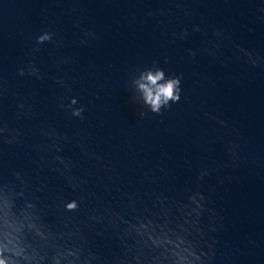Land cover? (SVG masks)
Returning <instances> with one entry per match:
<instances>
[{
  "label": "water",
  "instance_id": "95a60500",
  "mask_svg": "<svg viewBox=\"0 0 264 264\" xmlns=\"http://www.w3.org/2000/svg\"><path fill=\"white\" fill-rule=\"evenodd\" d=\"M193 24L198 32H191ZM44 26L61 46L45 44L36 54L41 80L16 76ZM182 27L188 37L173 39ZM214 28L224 40L216 41ZM81 29L97 38L80 43ZM189 48L196 54L189 56ZM245 52L259 59L253 63ZM163 56L167 70L183 74L181 99L159 115L140 117L125 88L129 70ZM60 57L71 63L57 70ZM53 75H62L86 105L83 121L59 109L65 93ZM0 81L6 82L0 119L22 133L20 144L0 145V175L22 169L27 194L49 223L65 215L82 222L95 208L106 219L118 214L122 226L133 207L145 215L157 211V196L182 199L195 174L208 168L199 188L204 264H264V0H0ZM18 99L33 104L35 115L17 120ZM45 124L70 137L61 154L73 161L68 174L76 189L53 169L51 153L36 148L46 142L39 132ZM59 196H83L82 207L65 214ZM84 234L115 264L123 245L111 225Z\"/></svg>",
  "mask_w": 264,
  "mask_h": 264
},
{
  "label": "clouds",
  "instance_id": "9594fccd",
  "mask_svg": "<svg viewBox=\"0 0 264 264\" xmlns=\"http://www.w3.org/2000/svg\"><path fill=\"white\" fill-rule=\"evenodd\" d=\"M185 15L188 13L185 12ZM199 30L198 24L191 26V32ZM189 34V29L182 27L171 36L173 39L184 40ZM212 36L216 41L225 39L222 29L218 28L212 30ZM96 38L90 29H81L80 43L86 44ZM210 43L213 48L217 47L215 41ZM45 44L61 46L60 37L47 26L42 27L32 38L31 47L25 52L30 59L16 67V76L41 80L42 73L36 63V54ZM234 47L240 48L239 45ZM185 51L189 56L196 54L191 48ZM244 54L253 63L259 59L249 52ZM167 62V56L153 58L147 63L132 66L129 70L125 88L129 92L130 101L138 106L140 117L147 113L159 115L181 99L183 74L167 70ZM69 63L70 58L60 57L58 61H54V66L60 70V65ZM50 78L64 89L65 94L58 102L59 109L69 118L83 121L86 105L77 94H73L62 75ZM3 83L6 82L0 81V93L5 90ZM28 115H35L33 104L26 103L23 99L16 100L15 118L19 120L21 116ZM204 115L207 116L208 113ZM217 122L224 124L222 120ZM39 132L46 142L37 144L36 148L45 154L51 153L49 159L53 169L66 174L68 185L76 189V180L68 174L74 167L73 161L69 156L61 154L64 142L70 137L59 133L52 124L43 125ZM21 136L20 129L0 119V145L16 146L20 144ZM77 146L81 152L85 151L79 142ZM208 174V168H201L195 174L194 186L184 188L185 195L180 200L157 196L153 203V208L157 209L155 212L145 209L144 212L148 213L145 215L138 213L133 207L131 211L134 214L124 220L121 226L118 214L114 213L106 219L95 208L86 212L82 222L71 215H65L56 223H49L38 199L27 194L29 184L23 170L10 169L8 176L0 175V264H111L101 256L98 249L89 246L84 234L85 229L95 230L97 224L111 225L123 245L121 256L115 257V264H204L205 254L199 247L198 237L201 235L199 225L200 217L205 211V196L199 188L200 181ZM57 200L58 207L69 214L76 213L82 207L84 197L59 196ZM134 203V200L129 201L130 205ZM96 234L100 235L99 232Z\"/></svg>",
  "mask_w": 264,
  "mask_h": 264
}]
</instances>
